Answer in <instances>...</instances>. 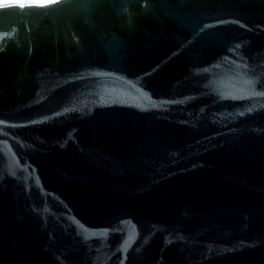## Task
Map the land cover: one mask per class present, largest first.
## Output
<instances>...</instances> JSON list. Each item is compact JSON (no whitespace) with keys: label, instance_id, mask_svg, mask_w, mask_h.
Returning <instances> with one entry per match:
<instances>
[{"label":"water","instance_id":"water-1","mask_svg":"<svg viewBox=\"0 0 264 264\" xmlns=\"http://www.w3.org/2000/svg\"><path fill=\"white\" fill-rule=\"evenodd\" d=\"M0 32V264H264V0H63Z\"/></svg>","mask_w":264,"mask_h":264},{"label":"snow or ice","instance_id":"snow-or-ice-1","mask_svg":"<svg viewBox=\"0 0 264 264\" xmlns=\"http://www.w3.org/2000/svg\"><path fill=\"white\" fill-rule=\"evenodd\" d=\"M62 2L63 0H0V9L17 7L21 10L39 9L42 11H47L49 9L57 7ZM217 22L222 23L221 21ZM204 27L207 28L208 25H205ZM6 36H8V33L0 32V41H2ZM237 47H239V45H237ZM259 94L264 95V93Z\"/></svg>","mask_w":264,"mask_h":264}]
</instances>
